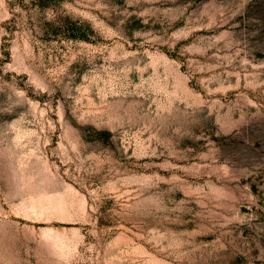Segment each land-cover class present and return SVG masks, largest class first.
Returning a JSON list of instances; mask_svg holds the SVG:
<instances>
[{
    "label": "rangeland",
    "instance_id": "1",
    "mask_svg": "<svg viewBox=\"0 0 264 264\" xmlns=\"http://www.w3.org/2000/svg\"><path fill=\"white\" fill-rule=\"evenodd\" d=\"M0 264H264V0H0Z\"/></svg>",
    "mask_w": 264,
    "mask_h": 264
}]
</instances>
